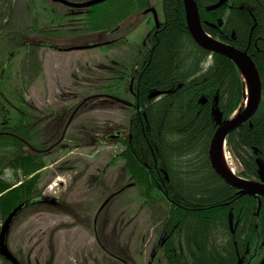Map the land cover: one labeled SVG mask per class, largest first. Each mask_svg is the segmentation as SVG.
I'll use <instances>...</instances> for the list:
<instances>
[{
  "label": "trees",
  "instance_id": "trees-1",
  "mask_svg": "<svg viewBox=\"0 0 264 264\" xmlns=\"http://www.w3.org/2000/svg\"><path fill=\"white\" fill-rule=\"evenodd\" d=\"M196 1L206 32L246 50L259 70L260 106L250 121L229 134L226 147L242 166L239 176L264 182L260 165L264 164V0H228L215 10L209 7L220 0ZM161 2L162 26L151 42L145 37L153 53L139 90L144 108L132 109L130 133L122 140L125 173L153 209L165 264H246L247 246L264 241V198L258 213L259 198L238 193L209 160L210 143L219 127L214 112L219 109L223 121L230 119L243 103L246 83L231 59L207 51L193 39L183 0ZM150 5L149 0H107L85 14L92 31L114 30ZM1 11L0 44L8 48L0 55V219L4 220L21 203L18 214L30 205L47 203L38 182L48 152L33 141L37 118L26 111V85L10 83L6 88L11 71L3 69L18 50H24L25 72L34 75L39 68L40 74L37 52L45 43L26 37L33 33L31 23H26V30L22 22L13 30V11ZM22 82H27L25 76ZM154 91L166 93L147 97ZM259 254L264 257V246L252 258ZM0 260L12 264L1 255Z\"/></svg>",
  "mask_w": 264,
  "mask_h": 264
},
{
  "label": "rangeland",
  "instance_id": "rangeland-1",
  "mask_svg": "<svg viewBox=\"0 0 264 264\" xmlns=\"http://www.w3.org/2000/svg\"><path fill=\"white\" fill-rule=\"evenodd\" d=\"M149 2L163 20L161 0ZM91 7L70 14L74 18L68 23L63 18L55 20L52 40L36 35L45 43L37 52L40 74L39 68L34 75L25 72L24 50H18L3 67L7 74L11 71L6 88L10 83L26 85V111L37 118L33 141L48 152L38 182L47 203L30 205L15 216L7 233V249L21 264H165L158 251L161 230L154 223L153 209L135 186L128 185L123 144L114 136L117 131L127 136L132 109L144 108L136 84L142 80L135 77L146 48L144 38L154 22L153 11L137 12L122 21L119 29L92 31L85 14ZM1 10L6 8L0 0V14ZM73 10L79 9L71 8L70 13ZM36 12L13 10L12 29H19V15L26 14L27 23H32ZM59 12L68 11L48 7L53 17ZM6 50L0 44L1 56ZM228 155L237 174L242 166ZM5 219H0V231ZM261 256L251 264H258Z\"/></svg>",
  "mask_w": 264,
  "mask_h": 264
},
{
  "label": "water",
  "instance_id": "water-1",
  "mask_svg": "<svg viewBox=\"0 0 264 264\" xmlns=\"http://www.w3.org/2000/svg\"><path fill=\"white\" fill-rule=\"evenodd\" d=\"M107 0H89L85 2H70L63 0V2L71 7L86 8L96 4L105 2ZM186 11L187 28L190 31L193 39L204 49L213 53L222 54L231 59L237 67L240 69L243 79L246 83V87L249 86L250 94H247V88L245 89V98H249V101L244 108L239 107V111L235 116L233 115L230 119L222 120V114L219 109L215 110V120L219 125L215 134L212 137L210 148H209V160L212 169L229 185L233 186L238 190V193L243 195H251L259 198V208L262 204V198H264V182L252 181L239 176L228 169L223 162V153L226 150V143L229 134L234 132L244 123L251 120V118L257 112L261 100H262V79L259 70L249 56L246 50L237 48L235 46L225 44L211 35H209L201 19V13L197 5L196 0H183ZM228 0H220L218 3L209 7L210 10H215L224 5ZM153 11L156 24L159 25L158 14L152 7L148 8L147 11ZM101 45V43L94 45V47ZM87 47V46H86ZM82 48H85L84 46ZM165 91H155L149 96L157 97ZM244 98V100H245ZM123 101V100H121ZM122 103L128 104L126 101ZM243 105V103L241 104ZM262 166L261 177L264 180V164L260 162ZM24 204L21 203L13 209L4 221V224L0 231V255L12 264H21L19 260L7 249L6 238L8 230L12 224L13 219L18 212L23 208ZM258 264H264V257Z\"/></svg>",
  "mask_w": 264,
  "mask_h": 264
},
{
  "label": "flooded vegetation",
  "instance_id": "flooded-vegetation-1",
  "mask_svg": "<svg viewBox=\"0 0 264 264\" xmlns=\"http://www.w3.org/2000/svg\"><path fill=\"white\" fill-rule=\"evenodd\" d=\"M66 1H70V2H81L80 0H66ZM1 3H2V8H6L8 9L10 12L13 11V10H18V11H31V10H34L36 9L37 12H36V16L35 15H32L31 17V24L33 26V30H32V34L29 33V37L31 39H36V35L40 34V35H44V38L46 40H52L54 38V32H55V29L53 27V22L55 21L54 19H57V18H63L64 21H66L67 23L69 22V20L72 18H74L72 15L70 14H76V13H79L82 9L84 8H76V7H71L67 4H65L63 2V0H1ZM55 7L57 9H61V11L64 12L65 11H68V12H65V13H56L53 17L52 14H49L48 13V7ZM151 5L148 7L150 8ZM73 8V9H79V10H73L72 13H70V9ZM147 8V9H148ZM146 9V10H147ZM40 10V11H39ZM144 10V11H146ZM38 11H39V14H41L42 18L39 16L38 14ZM44 13H45V19H44ZM31 15V14H30ZM151 15H152V19L154 20V22H152L151 24V29L147 32V35L146 37L149 39V41L151 42L153 38H155L158 34V31L160 30L161 26H162V22L164 21V18L163 20H159V25L156 24V20H155V17H154V13L151 12ZM28 17L26 14L22 13L21 16L19 15V20H20V25H21V22L22 24H24V29L26 30V23H27V18ZM29 20V18H28ZM44 20H46V23H51V27L50 28H46V25H45V22ZM29 23V22H28ZM37 28H40L42 29L43 31L45 32H39L38 30H34V29H37ZM57 30H61V29H57ZM113 30V29H111ZM59 32V31H58ZM148 42L147 39L144 38V44L145 46L147 47V49L145 48V50H143L142 52H144L143 56L140 57L139 61H138V65H137V68L139 67V72L137 73L136 75V81L139 79L141 80L142 79V76L148 66V63L152 57V53L151 52L152 50L149 49L152 47L151 43ZM137 68H136V71H137ZM137 84V88H138V95H139V85H142L141 81L139 83H136ZM182 85V84H180ZM136 88V89H137ZM134 92V91H133ZM134 94V93H133ZM150 97V96H149ZM121 104H124L127 106L126 103H121ZM127 133H130V124L128 125V132ZM125 135V134H124ZM114 136L118 137L119 140H121V144H122V140L123 138H125V136H123V133L121 131H117L116 132V135L114 134ZM128 185H131V184H128ZM113 193L110 195L112 196ZM108 200L106 201V203H104L102 206H101V209L103 207L106 206ZM97 220V219H96ZM97 227H95V230H96ZM100 235V234H99ZM101 236V235H100ZM160 245H163L162 243L159 244L158 246V251H159V248H160ZM249 245V243H248ZM263 246H264V241H260V244L258 246L255 245V247L251 248V246H247V249L245 250V253H244V256H245V260H246V264H251L252 263V260L254 258L253 255L255 254H258L262 251L263 249ZM160 252V251H159Z\"/></svg>",
  "mask_w": 264,
  "mask_h": 264
},
{
  "label": "bare ground",
  "instance_id": "bare-ground-1",
  "mask_svg": "<svg viewBox=\"0 0 264 264\" xmlns=\"http://www.w3.org/2000/svg\"><path fill=\"white\" fill-rule=\"evenodd\" d=\"M246 88H247V93L250 94V88H249V86H247ZM248 101H249V98L246 97V99L244 101V105H246L248 103ZM223 162H224L225 166L233 172V170L231 169V167L229 165L230 164L229 163L230 162L229 161V155H228V153H227L226 150L223 153Z\"/></svg>",
  "mask_w": 264,
  "mask_h": 264
}]
</instances>
